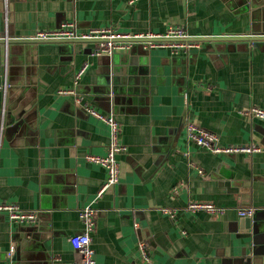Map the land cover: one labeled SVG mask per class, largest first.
Wrapping results in <instances>:
<instances>
[{"label":"crops","instance_id":"0c3cea01","mask_svg":"<svg viewBox=\"0 0 264 264\" xmlns=\"http://www.w3.org/2000/svg\"><path fill=\"white\" fill-rule=\"evenodd\" d=\"M0 17L11 41L0 44V83L9 86L6 99L0 91V203L38 214L29 226L0 212V264L78 263L70 238L86 231L80 213L88 207L96 264H264V121L244 114L264 109V40L201 42L178 55L13 42L66 23L79 31L160 35L181 26L193 38L259 36L264 0H0ZM62 89L120 125V180L102 197L107 170L87 156L107 155L110 127ZM188 124L222 146L259 150L213 153L189 140ZM192 203L222 213L188 211Z\"/></svg>","mask_w":264,"mask_h":264},{"label":"built area","instance_id":"2783aa9c","mask_svg":"<svg viewBox=\"0 0 264 264\" xmlns=\"http://www.w3.org/2000/svg\"><path fill=\"white\" fill-rule=\"evenodd\" d=\"M1 19V17H0ZM193 37L188 35L187 31L181 26H170L164 34L155 35L152 33H123L113 28H96L86 31L76 29L74 23H66L61 28L55 30L39 31L37 35L30 40L36 42H73L76 40L84 41V43L96 44L93 50L94 55L110 54L113 55L117 51L127 50L135 44H142L147 49L155 47L167 48L173 54L178 55L181 51L187 52L189 49L198 48L201 45L199 40H191ZM5 39L8 43L9 38L3 37L0 32V40ZM195 39V38H194ZM88 65H85L77 73L76 79L80 80L85 73ZM8 84L0 83V91L5 99L8 93ZM61 95L73 96L77 104H80L92 116L107 123L111 130V142L106 156H87L89 162L102 165L107 170V179L98 191V197H102L105 191L117 184L120 180V164L117 156L125 150L120 140V125L113 117L97 111L91 105L87 104L74 89H62ZM245 115H251L264 121V109L252 107L244 111ZM187 134L189 140L197 143L199 146L213 153H252L258 151V148L252 147H225L219 142L217 135L208 130L200 128L193 124H188ZM203 173L202 171H200ZM175 192H178V187H175ZM188 211L196 212L204 210L211 215L222 213V210L211 204L192 203L187 208ZM0 212L6 213L9 219L19 225H35L38 222V214L36 212L23 211L17 205L1 204ZM254 210H242L240 215L243 217H251ZM80 216L86 225V231L81 234H76L70 238L71 245L80 254L81 259L75 264H96L95 251L92 248V240L90 232L95 225V210L86 208L81 211ZM138 226V225H137ZM140 249L143 255L146 256V244L142 242ZM12 255V252H11ZM54 264H61L59 260H55Z\"/></svg>","mask_w":264,"mask_h":264},{"label":"water","instance_id":"95a60500","mask_svg":"<svg viewBox=\"0 0 264 264\" xmlns=\"http://www.w3.org/2000/svg\"><path fill=\"white\" fill-rule=\"evenodd\" d=\"M5 37V36H3ZM191 40H199L201 42H215V41H240V42H257V41H263L264 40V34L263 35H252V36H246V37H200V38H192ZM11 41L9 40L8 43H10ZM13 42H20V43H37L36 41L33 40H15ZM75 43L80 42V43H84V41H73ZM6 41L5 39L0 40V44H5ZM6 43V44H8ZM135 45H141L142 44H135ZM249 219H247L248 221ZM249 224V223H248Z\"/></svg>","mask_w":264,"mask_h":264}]
</instances>
